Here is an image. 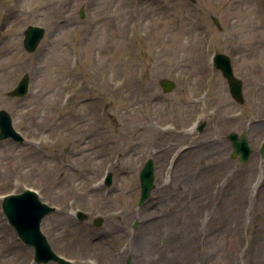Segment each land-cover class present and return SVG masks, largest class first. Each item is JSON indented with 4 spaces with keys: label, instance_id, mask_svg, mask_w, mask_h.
I'll use <instances>...</instances> for the list:
<instances>
[{
    "label": "rangeland",
    "instance_id": "374dc122",
    "mask_svg": "<svg viewBox=\"0 0 264 264\" xmlns=\"http://www.w3.org/2000/svg\"><path fill=\"white\" fill-rule=\"evenodd\" d=\"M194 1L0 0V110L24 138L0 140V264H41L1 209L27 188L57 207L41 232L72 264H264V0ZM29 25L45 30L33 53ZM24 73L28 94L8 96ZM242 132L246 163L226 139Z\"/></svg>",
    "mask_w": 264,
    "mask_h": 264
},
{
    "label": "water",
    "instance_id": "95a60500",
    "mask_svg": "<svg viewBox=\"0 0 264 264\" xmlns=\"http://www.w3.org/2000/svg\"><path fill=\"white\" fill-rule=\"evenodd\" d=\"M190 1L194 2V0ZM80 17H84L82 11H80ZM211 19L217 28H220L217 19L214 16H212ZM44 31L45 30L39 26H28L23 33V48L27 52H34L44 36ZM213 62L221 71L222 76L226 79L231 97L237 102H243L242 82L234 76L230 58L224 54H216L213 57ZM29 81V76L24 74L8 95L11 97H24L29 89ZM160 84L164 92L171 91L174 86V83L168 79H162ZM202 127L203 124L200 126L199 130H201ZM9 137L19 142L23 141L22 137L13 129L9 114L5 110H0V139ZM226 138L230 141L233 148L231 158L239 156V161L241 163H246L251 149L245 137V133H242L240 136L236 133H229ZM263 152L264 148L261 150L262 154ZM153 180V163L152 160H148L140 173L141 198L139 205L149 197L153 189ZM109 182L110 177L108 178V183ZM1 207L10 225L14 227L20 239L25 244L33 246L34 261L36 263L55 261L58 264H70L51 249L46 237L40 231L42 217L50 212L52 208L40 202L35 192L26 190L18 195L7 196L4 198ZM83 218V214L79 213V219L82 220ZM101 222L102 220L99 219L94 224L100 226ZM126 264H129V260H127Z\"/></svg>",
    "mask_w": 264,
    "mask_h": 264
},
{
    "label": "bare ground",
    "instance_id": "6f19581e",
    "mask_svg": "<svg viewBox=\"0 0 264 264\" xmlns=\"http://www.w3.org/2000/svg\"><path fill=\"white\" fill-rule=\"evenodd\" d=\"M188 225V227H190L191 226V224L189 223V221H187L186 222V226ZM169 225H168V223L166 222V224H165V226L163 227V229L164 228H167ZM141 248V247H140Z\"/></svg>",
    "mask_w": 264,
    "mask_h": 264
}]
</instances>
